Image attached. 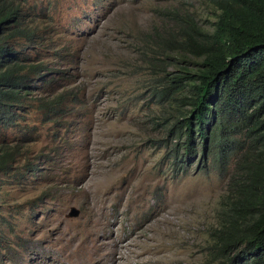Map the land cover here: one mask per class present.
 <instances>
[{
	"label": "rangeland",
	"instance_id": "rangeland-1",
	"mask_svg": "<svg viewBox=\"0 0 264 264\" xmlns=\"http://www.w3.org/2000/svg\"><path fill=\"white\" fill-rule=\"evenodd\" d=\"M179 5L29 0L23 6L21 16L49 47L61 44L65 60L56 68L73 75L68 81L54 75L47 95L71 91V101L44 125L32 116L4 131L27 154L0 185V264H102L105 258L216 264L208 257L209 232L227 183L212 161L206 170L197 138L198 152L186 156L185 166L166 159L170 139L155 131L149 116L156 109L143 98V60L151 50L142 42L152 27L168 32L164 14ZM201 22L212 21L203 13ZM40 58L55 66L48 55Z\"/></svg>",
	"mask_w": 264,
	"mask_h": 264
},
{
	"label": "trees",
	"instance_id": "trees-1",
	"mask_svg": "<svg viewBox=\"0 0 264 264\" xmlns=\"http://www.w3.org/2000/svg\"><path fill=\"white\" fill-rule=\"evenodd\" d=\"M28 2L0 0V185L27 154L4 131L32 116L44 125L71 101V91L47 95L58 69L40 56L60 54L21 16ZM192 30L176 57L151 67L144 97L158 107L155 131L170 139L166 159L185 166L186 156L198 152L197 138L206 170L212 161L227 183L209 232V259L264 264V0H248L213 34Z\"/></svg>",
	"mask_w": 264,
	"mask_h": 264
},
{
	"label": "clouds",
	"instance_id": "clouds-1",
	"mask_svg": "<svg viewBox=\"0 0 264 264\" xmlns=\"http://www.w3.org/2000/svg\"><path fill=\"white\" fill-rule=\"evenodd\" d=\"M165 1L172 3L180 2V5L177 7L169 8L164 14V19L172 24V28L168 32L158 29L157 27H152L150 33L145 36L142 42L143 44L149 46L151 50V54H146L143 60V67L148 71L147 81L152 79V66L157 65L161 60L176 57V52H181V50L178 48V45H185L187 43L188 34L193 32V25L198 29L202 28L207 32L213 34L217 28L223 26L226 23L230 13L244 7L247 4L248 0ZM197 4H200L202 6V9L204 10L203 13H205L206 16L211 19V26L207 27L201 22L203 13H201L196 7ZM74 12L77 14L75 10ZM60 45L61 44L59 43L56 47L59 52L58 54H60ZM54 60L55 67H58L59 64L62 63L65 59L61 55H58L56 58H54ZM58 73L63 74L61 70H58ZM63 75L65 79H67V81L73 78V75H70L67 72H65ZM147 105L151 107V109L155 108L156 111L158 110V107L156 105H149L148 102ZM153 116L150 114L149 119L152 120Z\"/></svg>",
	"mask_w": 264,
	"mask_h": 264
},
{
	"label": "bare ground",
	"instance_id": "bare-ground-1",
	"mask_svg": "<svg viewBox=\"0 0 264 264\" xmlns=\"http://www.w3.org/2000/svg\"><path fill=\"white\" fill-rule=\"evenodd\" d=\"M90 260V259H89ZM119 261V260H118ZM77 262V261H76ZM84 262V261H83ZM115 262H116V258H114V259H109V258H105L104 259V262H102V264H115ZM143 262V261H142ZM87 263V262H86ZM90 263H91V260H90ZM130 263V262H129ZM141 264V262L140 261H138V262H136V264ZM156 263V262H155ZM154 263V264H155ZM76 264H81L80 263V261L79 262H77ZM85 264V263H84ZM145 264H152L151 263V261H146L145 262ZM157 264V263H156Z\"/></svg>",
	"mask_w": 264,
	"mask_h": 264
},
{
	"label": "water",
	"instance_id": "water-1",
	"mask_svg": "<svg viewBox=\"0 0 264 264\" xmlns=\"http://www.w3.org/2000/svg\"><path fill=\"white\" fill-rule=\"evenodd\" d=\"M79 215V212L74 209V214H72V217H77Z\"/></svg>",
	"mask_w": 264,
	"mask_h": 264
}]
</instances>
